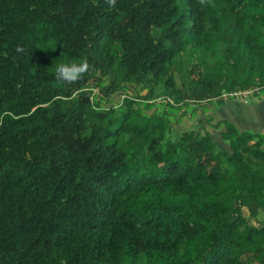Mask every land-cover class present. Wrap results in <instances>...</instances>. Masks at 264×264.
<instances>
[{
	"label": "trees",
	"instance_id": "1",
	"mask_svg": "<svg viewBox=\"0 0 264 264\" xmlns=\"http://www.w3.org/2000/svg\"><path fill=\"white\" fill-rule=\"evenodd\" d=\"M256 87L264 0H0V264H264Z\"/></svg>",
	"mask_w": 264,
	"mask_h": 264
},
{
	"label": "crops",
	"instance_id": "2",
	"mask_svg": "<svg viewBox=\"0 0 264 264\" xmlns=\"http://www.w3.org/2000/svg\"><path fill=\"white\" fill-rule=\"evenodd\" d=\"M249 95L250 97L247 96L245 99L227 98L218 105H209V110H205V114H212L214 121L224 119L232 122L241 130L249 129L264 133V93L257 91ZM205 114L202 115L201 109H198L196 118L192 120L203 119Z\"/></svg>",
	"mask_w": 264,
	"mask_h": 264
},
{
	"label": "clouds",
	"instance_id": "3",
	"mask_svg": "<svg viewBox=\"0 0 264 264\" xmlns=\"http://www.w3.org/2000/svg\"><path fill=\"white\" fill-rule=\"evenodd\" d=\"M109 6H115L116 0H107ZM201 5L207 4L208 0H199ZM18 52H24L25 49L18 45ZM91 65L87 57H83L78 61H72L69 63H60L55 68L54 77L57 81L64 83L65 85H72L81 80L83 76L90 71ZM226 99V98H225Z\"/></svg>",
	"mask_w": 264,
	"mask_h": 264
},
{
	"label": "rangeland",
	"instance_id": "4",
	"mask_svg": "<svg viewBox=\"0 0 264 264\" xmlns=\"http://www.w3.org/2000/svg\"><path fill=\"white\" fill-rule=\"evenodd\" d=\"M235 90H237V89H235ZM240 90V89H239ZM233 91V90H232ZM259 91H261V93H264V88H262V90H259ZM226 93H230V91L229 92H226ZM248 97H250V95H248ZM115 98L116 99H120V97H117V96H115ZM230 98H235V97H230ZM239 98L240 99H245L246 97H244V96H239ZM227 99V98H226ZM212 101V102H211ZM205 104H207L208 106L209 105H213V104H219V102L218 101H213V100H207V102H204ZM206 108V107H205ZM206 110H209L208 108H206ZM196 118V117H195ZM198 122L199 121H196V120H192V119H190V118H186V117H183V118H181V120H180V122L178 123V124H175L176 125V128L177 129H179V132L181 131V130H184L185 128H187V127H191V126H196V124H198ZM209 129H212V127L211 126H209L208 127ZM177 132V131H176Z\"/></svg>",
	"mask_w": 264,
	"mask_h": 264
},
{
	"label": "built area",
	"instance_id": "5",
	"mask_svg": "<svg viewBox=\"0 0 264 264\" xmlns=\"http://www.w3.org/2000/svg\"><path fill=\"white\" fill-rule=\"evenodd\" d=\"M259 91V87H256V88H247V89H237V90H233V91H230V93H226L224 92L222 94V97L225 99V98H230V97H239V96H244V97H247L249 94H252L254 92H257Z\"/></svg>",
	"mask_w": 264,
	"mask_h": 264
}]
</instances>
